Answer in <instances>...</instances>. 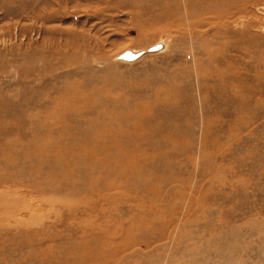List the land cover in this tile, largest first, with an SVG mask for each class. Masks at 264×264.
Listing matches in <instances>:
<instances>
[{"label":"rangeland","instance_id":"1","mask_svg":"<svg viewBox=\"0 0 264 264\" xmlns=\"http://www.w3.org/2000/svg\"><path fill=\"white\" fill-rule=\"evenodd\" d=\"M0 264H264V0H0Z\"/></svg>","mask_w":264,"mask_h":264},{"label":"water","instance_id":"2","mask_svg":"<svg viewBox=\"0 0 264 264\" xmlns=\"http://www.w3.org/2000/svg\"><path fill=\"white\" fill-rule=\"evenodd\" d=\"M161 46H162V43L158 42V43H155L153 45H150L147 49L149 51H153V50H157V49L161 48ZM143 52L144 51L142 49L133 50L131 48H126L118 54V58H121L124 60H134L137 57H139Z\"/></svg>","mask_w":264,"mask_h":264},{"label":"bare ground","instance_id":"3","mask_svg":"<svg viewBox=\"0 0 264 264\" xmlns=\"http://www.w3.org/2000/svg\"><path fill=\"white\" fill-rule=\"evenodd\" d=\"M162 47V46H161ZM154 51V50H153ZM117 59H120V60H123V61H127V60H124V59H121V58H118V55H117V57H116Z\"/></svg>","mask_w":264,"mask_h":264}]
</instances>
